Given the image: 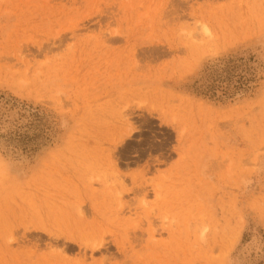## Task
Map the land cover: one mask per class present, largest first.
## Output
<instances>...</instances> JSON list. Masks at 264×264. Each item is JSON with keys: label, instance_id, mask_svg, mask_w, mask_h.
<instances>
[{"label": "rangeland", "instance_id": "rangeland-1", "mask_svg": "<svg viewBox=\"0 0 264 264\" xmlns=\"http://www.w3.org/2000/svg\"><path fill=\"white\" fill-rule=\"evenodd\" d=\"M0 194V264H264V0H0Z\"/></svg>", "mask_w": 264, "mask_h": 264}, {"label": "bare ground", "instance_id": "bare-ground-1", "mask_svg": "<svg viewBox=\"0 0 264 264\" xmlns=\"http://www.w3.org/2000/svg\"><path fill=\"white\" fill-rule=\"evenodd\" d=\"M182 2H183V1H182ZM206 30L209 31V28L206 27ZM116 36H117V34H116ZM134 38H135V37H134ZM135 40H136V39H135ZM157 47H158V46H157ZM156 50H157V49H156ZM152 51H153V49H152ZM168 51H169V50H168ZM173 51H174V50H173ZM152 53H153V52H152ZM141 78H142V77H141ZM125 83H126V82H125ZM132 83H133V81H132ZM121 84H122V83H121ZM123 87H124V85H123ZM129 87H130V86H129ZM129 87H128V88H129ZM142 87H143V86H142ZM130 88H131V87H130ZM133 88H134V87H133ZM120 90H121V89H120ZM125 90H127V88H126ZM118 91H119V90H118ZM138 91H139V90H138ZM119 92H120V91H119ZM114 94H115V92H114ZM112 114H113V113H112ZM114 114H116V113L114 112ZM132 114H133V113H132ZM110 115H111V114H110ZM128 115H129V114H128ZM109 117H110V116H109ZM123 117H124V116H123ZM125 117L128 118V116H125ZM125 117H124V118H125ZM135 117H137V116H135ZM127 118H126V119H127ZM111 119H112V117H111ZM120 119H121V118H120ZM139 119H140V118H139ZM116 120H117V118H116ZM140 120H141V119H140ZM117 121H118V120H117ZM128 121H129V119H128ZM138 121H139V120H138ZM122 122H123V120H122ZM124 124H125V123H124ZM131 124H132V123H131ZM132 125H133V124H132ZM129 127H130V126H129ZM127 128H128V127H127ZM131 128H132V126H131ZM133 128L135 129L136 126L133 127ZM133 128H132V129H133ZM114 130H115V129H114ZM135 131H136V130H135ZM133 132H134V131H133ZM136 132H137V131H136ZM125 133H126V132H125ZM134 133H135V132H134ZM126 135H127V134H126ZM121 136H123V135H121ZM129 136L131 137V134H130ZM129 136H127V137H129ZM123 137H124V136H123ZM120 140H121V138H120ZM117 142H118V141H117ZM80 158H81V157H80ZM80 158H78V159L80 160ZM104 160H106V159H104ZM74 162H75V161H74ZM93 162H95V161H93ZM71 163H72V162H71ZM107 163H108V161H107ZM112 163H113V162H112ZM114 163H115V162H114ZM78 164H79V163H78ZM93 164H94V163H93ZM108 164H109V163H108ZM70 165H71V164H70ZM75 165H76V164H75ZM94 165H95V164H94ZM7 166H8V164H7ZM76 166H77V165H76ZM78 166H79V165H78ZM88 166H90V165H88ZM106 166H107V165H106ZM113 166H114V165H113ZM80 167H81V166H80ZM98 167H99V165L97 166V168H98ZM102 167H103V166H102ZM72 168H73V167H72ZM75 168H77V167H75ZM70 169H71V168H70ZM78 169H79V168H78ZM68 170H69V169H68ZM104 170H105V169H104ZM67 172H68V171H67ZM80 173H81V172H80ZM91 173H92V172H91ZM103 174H104V172H103ZM77 177H78V176H77ZM89 177H90V176H89ZM84 181H85V180H84ZM85 182H86V181H85ZM31 185H32V184H31ZM80 185H81V184H80ZM85 185H86V184H85ZM81 186H82V185H81ZM83 186H84V185H83ZM28 187H29V186H28ZM40 187H41V186H40ZM22 188H23V187H22ZM36 188H37V187H36ZM160 188H161V187H160ZM43 189H44V188H43ZM82 189H83V188H82ZM82 189H81V190H82ZM90 189H92V188H90ZM146 189H147V188H146ZM81 190H80V191H81ZM130 190H131V188H130ZM141 190H142V189H141ZM144 190H145V189H144ZM102 191H103V190H102ZM82 192H83V191H82ZM84 192H85V191H84ZM84 192H83V193H84ZM93 192H94V191H93ZM103 192H104V191H103ZM141 192H142V191H141ZM100 193H101V192H100ZM53 194H54V193H53ZM105 194H106V193H105ZM107 194H109V193H107ZM49 195H50V194H49ZM54 195H55V194H54ZM158 195L160 196V194H158ZM0 196H1V194H0ZM51 196H53V195H51ZM82 196H83V195H82ZM89 196H90V198H91V195H89ZM89 196L87 195V197H89ZM99 196H100V195H99ZM25 197H26V196H25ZM28 197H29V196H28ZM41 197H42V196H41ZM87 197H86V198H87ZM93 197H94V195H93ZM103 197H105V196H103ZM76 198H77V197H76ZM76 198H75V199H76ZM98 198H99V197H98ZM107 198H110V196L108 197V195H107ZM52 199H53V198H52ZM83 199H85V197H84ZM91 199H92V198H91ZM101 199H102V198H101ZM160 199H161V197H160ZM46 200H47V199H46ZM92 200H93V199H92ZM96 200H97V199H96ZM106 200H107V199H106ZM106 200H105V202H106ZM54 201H55V200H54ZM80 201H81V200H80ZM85 201H87V200H85ZM40 202H42V199H41ZM51 202H52V201H51ZM82 202H83V201H81L80 203H82ZM88 202H91V201L88 200ZM112 202H113V201H112ZM1 203H2V202H1ZM45 203H46V202H45ZM57 203H58V202H57ZM106 204H107V203H106ZM164 204H165V203H164ZM2 205H3V204H2ZM44 205H45V204H44ZM44 205H42V206H44ZM52 205H53V206H51V207H54L55 204L53 203ZM61 205H62V207H64V204H61ZM69 205H71V204H69ZM76 205H77V204H76ZM82 205H83V204H82ZM47 206H48V205H47ZM55 206H56V205H55ZM59 206H60V204H59ZM71 206H72V205H71ZM92 206H93V205H92ZM97 206H98V203H97ZM99 206H100V205H99ZM57 207H58V206H57ZM57 207H56V208H57ZM11 208H12V207H11ZM90 208H91V206H90ZM93 208H94V207H92V209H93ZM42 209H43V207H42ZM64 209H65V207H64ZM64 209H63V210H64ZM69 209H71V208H69ZM80 209H81V208H80ZM99 209H101V208L99 207ZM99 209H98V210H99ZM20 210H21V209H20ZM52 210H53V209H52ZM59 210H60V209H59ZM94 210H97V209L95 208V209H93V211H94ZM102 210H103V209H102ZM60 211L62 212V210H60ZM72 211H73V208H72ZM99 211H101V210H99ZM109 211H110V210H109ZM6 212H7V211H6ZM45 212H46V211H45ZM45 212H44V213H45ZM49 212H50V211H49ZM64 212H65V211H63V213H64ZM70 212H71V211H70ZM101 212H102V211H101ZM114 212H116V211H114ZM50 213H51V212H50ZM52 213L54 214L55 212L53 211ZM52 213H51V214H52ZM71 213H72V212H71ZM73 213H74V212H73ZM75 213H76V212H75ZM94 213H96V211H95ZM97 213H98V212H97ZM109 213H110V212H109ZM116 213H117V212H116ZM46 214H47V212H46ZM48 214H49V213H48ZM56 214H57V213H56ZM82 214H83V213H82ZM99 214H100V213H99ZM102 214H105V215H106L107 213H106V212H105V213L103 212ZM112 214H113V213H112ZM112 214H111V215H112ZM59 215H61V214H59ZM107 215L110 216L109 214H107ZM116 215H118V214H116ZM31 216H32V215H31ZM53 216H54V215H53ZM56 216H57V215H56ZM62 216H63V215H61V216H59V217H62ZM101 216H102V215H101ZM54 217H55V216H54ZM93 217H94V216H93ZM95 217H96V216H95ZM112 217H113V216H112ZM112 217H111V218H112ZM37 218H38V217H37ZM51 218H52V217H51ZM63 218H64V216H63ZM68 218H69V216H68ZM84 218H85V217H84ZM96 218H98V216H97ZM117 218H118V217H117ZM120 218H121V217H120ZM120 218H119V220H120ZM85 219H86V218H85ZM99 219H100V218H99ZM108 219H109V218H108ZM123 219H124V217H123ZM46 220H49L48 217H47ZM78 220H79V219H78ZM80 220H81V219H80ZM93 220H94V219H93ZM113 220L116 221L117 219L114 218ZM34 221H35V220H34ZM50 221H51V220H50ZM68 221H69V220H68ZM46 222H47V221H46ZM54 222H55V221H54ZM54 222H53V223H54ZM80 222H81V221H80ZM98 222H99V220H98ZM50 223H51V222H50ZM55 223H56V222H55ZM59 223H60V222H59ZM67 223H68V222H67ZM91 223H92V221H91ZM94 223H95V222H94ZM113 223H114V221H113ZM115 223H116V222H115ZM115 223H114V224H115ZM120 223H121V220H120ZM36 224H37V223H36ZM60 224H61V223H60ZM60 224H58V225H60ZM81 224H82V223H80L79 226H80ZM87 224H88V222H87ZM114 224H112V226H113ZM37 225H38V224H37ZM42 225H44V224H42ZM45 225H46V224H45ZM50 225H52V223H51ZM62 225H63V224H62ZM64 225H65V223H64ZM103 225H104V224H103ZM116 225H118V224H116ZM52 226H53V225H52ZM60 226H61V225H60ZM67 226H68V225H67ZM112 226H111V227H112ZM54 227H55V225H54ZM73 227H74V224H73ZM44 228H46V227L44 226ZM49 228H50V229H49ZM49 228H48L49 231L52 230V229H51V226H50ZM56 228H57V227H56ZM61 228H62V227H61ZM81 228H82V227H81ZM204 228H205V227H204ZM204 228H201V229H204ZM54 229H55V228H54ZM54 229H53V230H54ZM62 229H63V228H62ZM64 229H65V228H64ZM64 229H63V230H64ZM102 229H104V228H102ZM81 230H82V229H81ZM95 230H96V229H95ZM54 231H55V230H54ZM88 231H89V230H88ZM51 232H53V231H51ZM59 232H60V231H59ZM64 232H65V231H64ZM64 232H63V233H64ZM89 232H90V231H89ZM100 232H101V231H100ZM105 232H106V231H105ZM200 232H201V231H199V233H200ZM203 232H204V230H203ZM203 232L201 233V236H203ZM53 233H54V232H53ZM87 233H88V232H87ZM123 233H124V232H123ZM73 234H74V233H73ZM85 234H86V233H85ZM96 234H97V233H96ZM115 234H117V233L115 232ZM66 235H68V234L66 233ZM74 235H75V234H74ZM74 235L71 234V236H74ZM78 235H79V234H78ZM78 235H77V236H78ZM99 235H100V234H99ZM68 236H70V233H69ZM71 236H70V237H71ZM86 237H87V236H86ZM88 237H89V236H88ZM88 237H87V238H88ZM71 238H73V237H71ZM74 238H75V237H74ZM83 238H84V237H82V239H83ZM89 238H90V237H89ZM89 238H88V239H89ZM115 238H116L115 240H118V237H115ZM131 239H132V238H131ZM77 240H78V239H77ZM79 241H80V240H79ZM98 241H99V240H98ZM113 241H114V240H113ZM82 242L84 243L83 240H82ZM82 242H81V243H82ZM102 242H103V241H102ZM115 242H117V241H115ZM119 242H121V241H119ZM81 243H80V244H81ZM83 243H82V244H83ZM91 243H92V242H91ZM101 244H102V243H101ZM103 244H104V242H103ZM117 244H118V243H117ZM95 245H96V244H95ZM84 246H86V245H83V247H84ZM102 246H104V245H102ZM87 247H88V246H87ZM87 247H85V248H87ZM99 247H100V246H99ZM119 247H120V246H119ZM90 249H91V248H90ZM123 249H124V248H123ZM121 251H122V250H121ZM167 252H168V251H167ZM121 253H122V252H121ZM50 255H51V254H50ZM178 255H179V254H178ZM152 260H153V259H152ZM165 260H166V259H165ZM73 262H74V261H73ZM150 262H151V261H150Z\"/></svg>", "mask_w": 264, "mask_h": 264}]
</instances>
